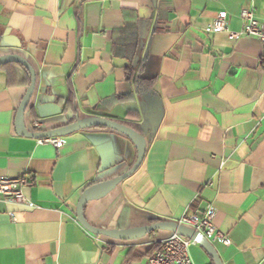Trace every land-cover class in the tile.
I'll list each match as a JSON object with an SVG mask.
<instances>
[{
  "label": "crops",
  "instance_id": "0c3cea01",
  "mask_svg": "<svg viewBox=\"0 0 264 264\" xmlns=\"http://www.w3.org/2000/svg\"><path fill=\"white\" fill-rule=\"evenodd\" d=\"M245 9L264 24V0H0V57L21 55L36 71L27 131L104 117L147 139L141 168L87 204L90 224L179 222L212 204L230 240L214 245L222 263L264 264L263 47L210 31L226 12L240 32ZM29 86L22 68L0 69V177L30 178L33 204L0 198V264H145L171 233L117 241L91 234L76 215L86 188L132 168L136 147L105 128L62 137L59 149L19 136ZM189 252L194 264H214L198 244Z\"/></svg>",
  "mask_w": 264,
  "mask_h": 264
},
{
  "label": "water",
  "instance_id": "95a60500",
  "mask_svg": "<svg viewBox=\"0 0 264 264\" xmlns=\"http://www.w3.org/2000/svg\"><path fill=\"white\" fill-rule=\"evenodd\" d=\"M7 64L21 65L24 69L28 71L31 78L30 86L27 89L26 95L17 111L16 131L19 136L41 140L46 138H62L74 134L76 132L92 128H105L124 135L136 147L137 160L129 171L113 180L91 185L83 191L77 205L76 215L78 222L88 232L97 237L102 236L123 242L136 241L146 237L149 234L156 232H169L171 234H177L186 239L195 241L210 256L214 264H223L217 249L211 242H209L205 237H203L195 230L181 225L178 222H156L151 225L124 230H106L95 227L90 224L85 218V208L87 204L91 201H96L105 198L107 195L113 192L122 182L131 178L141 168L145 160L148 148L146 137L140 132H137L136 130L120 122L113 121L104 117H89L84 119H80L77 117V120L74 123L51 131H27L24 126V118L36 89V71L25 57L18 54L1 56L0 67ZM68 119L70 120L72 118L68 117Z\"/></svg>",
  "mask_w": 264,
  "mask_h": 264
},
{
  "label": "built area",
  "instance_id": "2783aa9c",
  "mask_svg": "<svg viewBox=\"0 0 264 264\" xmlns=\"http://www.w3.org/2000/svg\"><path fill=\"white\" fill-rule=\"evenodd\" d=\"M227 17L226 12L220 13L210 26V31L213 33L226 32L232 40H239L242 37L257 39L263 47L264 64V24L257 20L255 12L249 9L241 12L240 18L243 21V29L240 32L229 30ZM33 131L42 132V125L35 122ZM38 143L51 145L57 149L63 146L61 138L41 139L38 140ZM30 182L31 179L26 176L19 178L0 177V198L7 202L32 207L33 204L26 198L24 193ZM215 217V208L212 204H208L202 213L185 214L178 223L195 230L213 245L221 243L224 246H229L228 236L214 225ZM196 244L195 241L177 234H170L167 238L157 242L159 249L145 264H194L189 250L191 246Z\"/></svg>",
  "mask_w": 264,
  "mask_h": 264
},
{
  "label": "trees",
  "instance_id": "16d2710c",
  "mask_svg": "<svg viewBox=\"0 0 264 264\" xmlns=\"http://www.w3.org/2000/svg\"><path fill=\"white\" fill-rule=\"evenodd\" d=\"M14 66H18V67L22 68L26 72V74L28 75L29 84H30V75H29L28 71L26 69H24L21 65H18V64H7V65H4V66L0 67V69L1 70H9L10 68H12ZM135 74H136V71L135 70L128 69L127 76L129 78V80H134L136 82L137 86H138V89H140L141 88V85H142V81L141 80H138L137 78H135ZM72 98L73 97H71V99H69V103L70 104L71 103L73 104V101H72L73 99ZM122 124H124V125L132 128V129L136 130L137 132H139L138 129L135 126L131 125V124H128V123H125V122H122ZM158 249H159V246L156 244L154 246V248L152 249V251H151L152 252L151 257L156 253V251Z\"/></svg>",
  "mask_w": 264,
  "mask_h": 264
}]
</instances>
